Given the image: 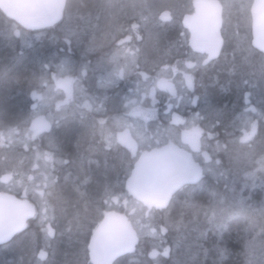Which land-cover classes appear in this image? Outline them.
<instances>
[{"label": "snow or ice", "instance_id": "6c2138e0", "mask_svg": "<svg viewBox=\"0 0 264 264\" xmlns=\"http://www.w3.org/2000/svg\"><path fill=\"white\" fill-rule=\"evenodd\" d=\"M247 5L194 0L180 33L191 50L174 63L161 45L169 5L23 0L19 19L5 17L0 36L10 43L15 37L30 48L33 37L58 30L80 59L48 61L26 77L29 108L21 116L0 105V250L27 241V264H56L55 242L75 230L84 234L76 264H123L117 258L129 253L143 257L133 264H207L212 254L211 264L232 255L233 264H264V196L252 195L264 193V34L233 49L227 83L210 75L225 55V10L243 14ZM23 55L0 64V87ZM205 76L222 92L235 86L239 112L210 105ZM122 85L109 106L110 91ZM77 124L90 130L87 151L80 140L72 144ZM112 157L121 165L115 179ZM181 249L189 258L178 257Z\"/></svg>", "mask_w": 264, "mask_h": 264}, {"label": "flooded vegetation", "instance_id": "af4514ba", "mask_svg": "<svg viewBox=\"0 0 264 264\" xmlns=\"http://www.w3.org/2000/svg\"><path fill=\"white\" fill-rule=\"evenodd\" d=\"M82 2H87L89 4L93 2H98V0H72L73 5H78ZM151 3L155 4H164L171 6V13L173 16V20L169 27L166 29L165 34L161 38V45L167 51L166 58L172 60L174 63L176 59L180 58L181 53L185 50V48L190 51V43L181 47L184 41V37L180 35L182 31H188L184 27V16L188 15V8L191 7L192 13H194L195 9L193 6L194 0H149ZM229 2L238 3L239 0H229ZM248 3L247 7L244 9L243 14L239 13L235 8L226 9L224 24L223 27L226 33V48L225 55L220 58L219 65L210 73V75L218 78L222 83H227L228 71L233 62V49L236 48L237 44H239L242 48H249L253 39V35L256 32H261L264 34V12L263 21L260 23L255 22L254 20V0H245ZM264 8V5L262 6ZM6 16L0 10V31H6L7 26L5 24ZM13 19H10L8 22L11 23ZM259 25V26H258ZM190 33H189V41H190ZM63 41L62 36L59 38ZM28 43L32 46L25 47L21 49L20 42L15 37H13V42L10 43L4 36H0V64L10 62L14 57H17L21 51H23V59L20 63L17 64L15 72L12 74L13 79L9 85L4 87H0V105L8 112L10 116L16 117L21 116L26 113L29 108V92L28 85L23 84L21 86L18 81H26V77H30L31 73L39 72L40 67L43 63H46L45 56V34L41 35L39 39L33 37ZM58 47V51L61 49H65L66 45H56ZM61 47V48H60ZM66 54V53H63ZM69 55V54H68ZM257 55H259L257 53ZM72 59L79 61L80 52L73 51ZM52 61V60H50ZM48 62V60H47ZM236 62L242 63L243 56L237 52ZM250 69L247 65L244 66L242 71H249ZM19 72V74H18ZM235 80H239V76L233 77ZM204 84L207 86V92L209 94L208 99L211 106L215 108H221L225 113L232 115L236 112L240 111L241 101L238 91L235 86H230V88L226 91H220L218 87H211V81L208 79V76L204 78ZM205 91V88L200 87L199 83L197 84V94L201 95ZM124 92V86L116 89L115 91H110V99L108 101L109 106L113 104H117L119 102L118 94H122ZM255 100V97H254ZM206 106L203 102H201L199 109H203ZM159 118L161 120L164 119L163 113V105H161V111L159 113ZM84 134L87 137L91 138L90 130L86 127H83ZM72 136V133H71ZM91 140V139H89ZM101 163L103 164V157H99ZM115 158L112 157L109 159V170L108 176L112 179H115V174L120 170V161L117 159V165L113 166ZM115 167V168H114ZM103 172V168L100 170ZM210 185H215L216 182L213 180H209ZM218 186V185H217ZM11 194V193H5ZM24 195L22 190H18V195L16 198L19 199ZM253 197L259 200L264 193H261L259 189H256L252 193ZM170 245V244H169ZM208 247V245H206ZM179 256V254H178ZM183 256V255H182ZM201 260L204 257L201 255ZM199 257V258H200ZM214 257V254L210 255L207 261V264H211V260ZM184 259L187 257L184 255ZM236 259L235 255L228 257L225 262L229 264H233V261Z\"/></svg>", "mask_w": 264, "mask_h": 264}, {"label": "trees", "instance_id": "16d2710c", "mask_svg": "<svg viewBox=\"0 0 264 264\" xmlns=\"http://www.w3.org/2000/svg\"><path fill=\"white\" fill-rule=\"evenodd\" d=\"M70 2L72 3L71 0ZM48 34L49 35L51 34L50 29L48 31ZM54 34H56L57 36H60L59 31H55ZM75 138L77 140H80L83 143L86 138L84 134V130L82 126L79 124H77L75 128L72 130V142ZM214 186H217V185L215 184ZM220 190H223V188ZM74 240H78V241L74 242ZM83 240H84V234L82 232L77 233L75 230L72 232V238L59 236L57 241L55 242L54 259L56 261V264H76L77 261L82 262L84 258L83 257ZM142 246L145 248L150 247V245H142ZM28 250L29 248H28L27 241H24L18 245H14L11 249L0 250V264H14V262L21 261L22 258L24 260V264H27V261L29 260L28 256L30 257ZM182 251L186 252V249H182ZM182 251H179L178 253L180 259H183L184 257V254ZM142 259L143 257L139 256V254H136V255L127 254L123 256L120 260L123 262V264H133L134 261L142 260ZM225 264H229V263L225 262Z\"/></svg>", "mask_w": 264, "mask_h": 264}, {"label": "water", "instance_id": "95a60500", "mask_svg": "<svg viewBox=\"0 0 264 264\" xmlns=\"http://www.w3.org/2000/svg\"><path fill=\"white\" fill-rule=\"evenodd\" d=\"M22 2L23 0H0V9L3 11V13L6 16L12 17L14 19H19L24 13V10H22L20 7ZM263 5L264 3L259 4V5H254V16L253 17H254L255 22L257 23H260L263 21V14H262V12H264V8L262 7ZM259 33L262 34L261 32Z\"/></svg>", "mask_w": 264, "mask_h": 264}, {"label": "bare ground", "instance_id": "6f19581e", "mask_svg": "<svg viewBox=\"0 0 264 264\" xmlns=\"http://www.w3.org/2000/svg\"><path fill=\"white\" fill-rule=\"evenodd\" d=\"M48 53V52H47ZM47 53H45V54H47ZM63 56H71L72 57V52L69 54V55H67V54H63V53H61V52H56V53H54V54H52V55H50V56H48L47 58H46V62H47V60L48 61H50V60H56V59H59L60 57H63ZM18 74H19V72H18ZM20 84H21V86H23V84L25 83V84H27V82L26 81H21L20 80ZM13 117H16V114L13 116ZM86 137V136H85ZM89 139H91L90 137H87V138H85V140H84V143L83 142H81V145H82V150H84V151H87V148H88V143H89ZM76 138L73 140V142H72V144L74 145L75 144V142H76ZM115 158V157H114ZM113 166H118L117 165V158H115V160H114V162H113V164H112ZM115 168V167H114ZM222 183V182H221ZM233 235H235V233H233ZM60 237H67V238H72V232H65V234L63 235V236H60ZM167 240H168V243L169 244H171L172 243V238H170V237H167ZM179 257V256H178ZM201 258L202 257H200L199 259L201 260Z\"/></svg>", "mask_w": 264, "mask_h": 264}, {"label": "rangeland", "instance_id": "374dc122", "mask_svg": "<svg viewBox=\"0 0 264 264\" xmlns=\"http://www.w3.org/2000/svg\"><path fill=\"white\" fill-rule=\"evenodd\" d=\"M47 56H49V53L46 54V57H47ZM218 188H219V189H222V188H223V183H221V184L218 186ZM174 236H175V233H174V232H171V233L168 234V237L172 238V240H173V237H174ZM78 239H79V238H78ZM77 241H78V240H74V242H77ZM77 244H78V243H77ZM206 245H208V244L206 243L205 246H206ZM208 246H209V245H208ZM180 251H182V249H181ZM182 252H183V254L185 255V252H184V251H182ZM28 253H29V250H28ZM28 253H27V254H28ZM185 256H186V255H185ZM186 257H187V256H186ZM187 258H189V257H187ZM28 259H30L29 256H28ZM183 259H184V258H183Z\"/></svg>", "mask_w": 264, "mask_h": 264}]
</instances>
